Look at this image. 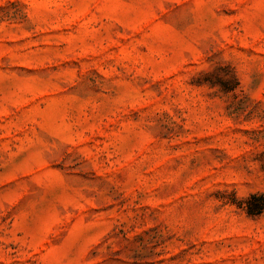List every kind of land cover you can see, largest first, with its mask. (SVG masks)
Masks as SVG:
<instances>
[{
	"label": "rangeland",
	"instance_id": "374dc122",
	"mask_svg": "<svg viewBox=\"0 0 264 264\" xmlns=\"http://www.w3.org/2000/svg\"><path fill=\"white\" fill-rule=\"evenodd\" d=\"M264 0H0V264H264Z\"/></svg>",
	"mask_w": 264,
	"mask_h": 264
},
{
	"label": "trees",
	"instance_id": "16d2710c",
	"mask_svg": "<svg viewBox=\"0 0 264 264\" xmlns=\"http://www.w3.org/2000/svg\"><path fill=\"white\" fill-rule=\"evenodd\" d=\"M247 213L249 214H255L261 212L263 206H264V195L261 194L259 197V200L256 202L254 208H251L249 205H247Z\"/></svg>",
	"mask_w": 264,
	"mask_h": 264
}]
</instances>
